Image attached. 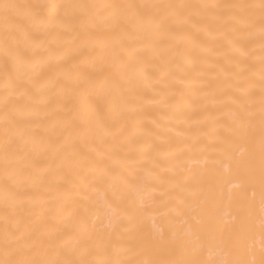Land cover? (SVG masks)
Returning <instances> with one entry per match:
<instances>
[{
	"label": "snow or ice",
	"instance_id": "6c2138e0",
	"mask_svg": "<svg viewBox=\"0 0 264 264\" xmlns=\"http://www.w3.org/2000/svg\"><path fill=\"white\" fill-rule=\"evenodd\" d=\"M0 264H264V0H0Z\"/></svg>",
	"mask_w": 264,
	"mask_h": 264
},
{
	"label": "bare ground",
	"instance_id": "6f19581e",
	"mask_svg": "<svg viewBox=\"0 0 264 264\" xmlns=\"http://www.w3.org/2000/svg\"><path fill=\"white\" fill-rule=\"evenodd\" d=\"M189 96H191V93H189ZM149 111H152L151 109ZM158 113L155 111H152V115L145 118V121L147 122L153 117H158ZM214 158H216L214 156ZM210 175L208 177V181L213 184L218 193H222L223 199L225 202H227L228 197V181L231 179L230 172L225 171L222 165L216 166L210 164ZM235 193V189L233 190Z\"/></svg>",
	"mask_w": 264,
	"mask_h": 264
}]
</instances>
